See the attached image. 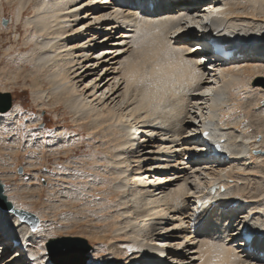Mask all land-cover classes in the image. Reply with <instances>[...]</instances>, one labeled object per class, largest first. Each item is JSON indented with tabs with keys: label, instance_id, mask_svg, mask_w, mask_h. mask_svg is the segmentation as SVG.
Masks as SVG:
<instances>
[{
	"label": "bare ground",
	"instance_id": "obj_1",
	"mask_svg": "<svg viewBox=\"0 0 264 264\" xmlns=\"http://www.w3.org/2000/svg\"><path fill=\"white\" fill-rule=\"evenodd\" d=\"M4 2L15 14L10 26L0 22V63L14 52L18 58L5 80L28 78L40 106L62 102L87 127L91 153L74 157L82 129L50 137L27 127L22 147L18 105L0 111V159L7 155L14 168L29 148L36 176L54 159L55 170L43 175L59 193L71 183L109 187L108 203L117 204L105 203L103 224L90 231L106 241L107 255L96 248L88 264H264V0ZM214 28L231 36L223 37L228 59L198 52ZM211 143L227 156H212ZM212 183L224 191L206 197L202 188ZM198 202L212 209L193 217ZM11 207L0 208V264H54L44 223L34 231L15 213L24 210L19 203ZM236 221L258 229L250 244Z\"/></svg>",
	"mask_w": 264,
	"mask_h": 264
},
{
	"label": "rangeland",
	"instance_id": "obj_2",
	"mask_svg": "<svg viewBox=\"0 0 264 264\" xmlns=\"http://www.w3.org/2000/svg\"><path fill=\"white\" fill-rule=\"evenodd\" d=\"M1 2L6 8L4 10V15L1 18L0 22L3 26L7 27L10 26L11 22H13L14 20L15 10L9 5H6L4 0H2ZM22 29L23 27L21 26L20 32L15 37L16 39H19L20 43L22 42L23 39ZM8 38L13 39V36H10ZM1 58L2 57H0V61L2 60ZM15 58L18 60L17 54L14 52L10 56H8L7 59H4L5 61L0 63V103L7 99L5 95L9 96V99L11 100L12 104L11 107L4 112L7 115L10 114L9 111L13 106H18V105L21 106L22 108L21 112L23 115L21 119V124L23 125L22 147H27V145H29L28 143H30L29 140L30 137L28 136V131L26 130L27 127L31 130L33 134H36L37 131H44L47 133L46 135L47 136L49 135L50 137L56 135L60 130V128L61 129L64 128L65 131L68 132L70 135L77 134L78 131L82 129V140H83L82 146L80 147L81 149L79 148L80 151L74 154V157L79 158L83 155L90 154L91 151H88V144H87L88 142L85 141L86 137L88 136L86 129L87 127L77 126V124H75L72 121L73 119L72 112H70L62 102L57 103L53 107L51 106L49 107L46 105L40 106L38 104L39 101L35 99L34 84H32V82L28 80V78H26L25 80L21 78L18 79L17 84H10L8 81L5 80L3 72L7 71L9 68L13 69L10 67V63H12V60ZM22 74L25 75V72H23ZM9 84L12 86L11 89L9 88ZM2 85L7 86L5 89L7 90V92H2L3 90L1 88ZM41 86L44 90H46V92L48 91V84L46 83V81L42 80ZM80 87H83V84L82 85L80 84ZM44 101L45 103H47L46 99H44ZM11 123H15L14 120H12ZM11 127L12 126L7 127L8 129L7 131H9ZM93 148L94 147L91 146V149ZM30 155H31V150L28 148V152H26L19 158V161L16 163L14 168L11 167L12 163L10 160H3L7 158V155L4 158L0 159V163L2 165H5L3 171H0V182L1 183L3 182L4 191L6 188L8 189L11 188L12 191L15 190V194L10 192L11 194L10 196L11 197L13 196L11 198L12 199L11 204L15 202L19 203L22 209L38 217V224L34 229V231H37L38 226L39 224H41V222L44 223V229L46 230L45 234H47V236H50L49 238H46L44 241V246L49 257H50L48 251L49 248L55 249L65 243H75L81 247H84V245L80 241L69 240L71 239L69 237L72 238L79 237L81 239H84L86 243L90 245V249L86 252L87 260L85 264H88L91 259L95 258L94 250L96 248L102 249L100 258L104 259L105 257L103 256L107 255L106 245H104L106 241L105 242L103 241L104 243L100 242V239L93 237L94 235H91L90 231L92 230V228L94 229L103 224L101 222L100 217L103 214H105L104 213L106 206L105 203H108V200H110V198L113 197L112 196L113 193L111 192L110 189H108L109 187L99 186L97 188H93V187L91 188V186H89L87 188L78 187V189L76 190V188L71 187L72 185L71 183L69 187L65 188L67 189L66 194H63V192L59 193L58 192L59 187L58 189L52 187L55 190L51 189L50 188L51 187L50 185H52L51 181H49V179L46 178V175H43V173L45 172L51 173L53 172V170H55L54 168L56 166L55 160L49 159L48 162L46 161L45 163L48 164V167L40 168V171L36 176L31 171V168L27 166L28 163H30V160L32 161V159L29 158ZM46 155H48L46 156L47 159V157L48 158L50 156L52 157L55 154L51 153L50 155L48 153ZM57 164L61 165L62 162H59ZM79 169L81 168L79 167L77 170ZM10 173H14L15 176H13V178L8 177ZM109 181L110 180H104V184L110 183ZM62 194L65 196L66 199H64V196ZM114 199L115 196L113 200ZM115 202L116 201L114 200L112 202H109L108 204H112L113 206L114 204H117V202L116 203ZM97 205L99 208L97 207ZM112 208H110L111 210L109 209L108 211H113L115 209V206ZM90 251L92 252L90 253ZM89 253L91 257L88 256ZM10 254L11 251L6 252L4 254V259L8 258ZM96 264H100V262Z\"/></svg>",
	"mask_w": 264,
	"mask_h": 264
},
{
	"label": "water",
	"instance_id": "obj_3",
	"mask_svg": "<svg viewBox=\"0 0 264 264\" xmlns=\"http://www.w3.org/2000/svg\"><path fill=\"white\" fill-rule=\"evenodd\" d=\"M7 98L5 101L0 103V111H6L11 107V100L8 95H5ZM12 204L7 200L6 195L4 194L3 183L0 182V208L11 210ZM15 213L23 219L27 220L30 223L31 229H35L38 224V217L26 210H15ZM70 241H80L84 247H81L75 243H65L59 246L58 248H49V255L52 262L55 264H85L87 260L86 252L90 249V245L86 243L84 239L79 237H69Z\"/></svg>",
	"mask_w": 264,
	"mask_h": 264
}]
</instances>
